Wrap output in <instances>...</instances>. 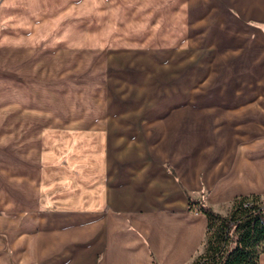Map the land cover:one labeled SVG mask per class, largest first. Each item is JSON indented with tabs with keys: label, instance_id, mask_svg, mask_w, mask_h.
<instances>
[{
	"label": "crops",
	"instance_id": "1",
	"mask_svg": "<svg viewBox=\"0 0 264 264\" xmlns=\"http://www.w3.org/2000/svg\"><path fill=\"white\" fill-rule=\"evenodd\" d=\"M188 5L180 47L122 70L132 82L113 115L70 129L84 148L69 166L48 167L33 196L24 182L6 192L0 264H193L198 208L226 216L238 197L264 199V0Z\"/></svg>",
	"mask_w": 264,
	"mask_h": 264
},
{
	"label": "rangeland",
	"instance_id": "2",
	"mask_svg": "<svg viewBox=\"0 0 264 264\" xmlns=\"http://www.w3.org/2000/svg\"><path fill=\"white\" fill-rule=\"evenodd\" d=\"M4 1L0 212L6 192H21L24 182L28 189L22 193L33 196L28 185L48 177L53 182L48 167L69 166V151L84 148L70 139V129L84 133L87 121L113 115L118 91L132 82L122 70L145 69L148 62L142 59L150 54L178 49L182 33L191 28L189 22L183 28L181 12L189 0ZM38 136L42 156L30 147Z\"/></svg>",
	"mask_w": 264,
	"mask_h": 264
},
{
	"label": "trees",
	"instance_id": "3",
	"mask_svg": "<svg viewBox=\"0 0 264 264\" xmlns=\"http://www.w3.org/2000/svg\"><path fill=\"white\" fill-rule=\"evenodd\" d=\"M196 204L190 202L193 210ZM208 219L203 253L193 264H260L264 254V199L260 195L238 197L226 216L201 206Z\"/></svg>",
	"mask_w": 264,
	"mask_h": 264
}]
</instances>
